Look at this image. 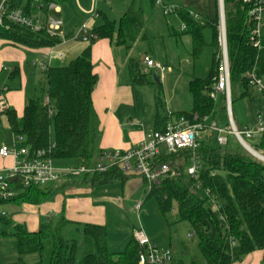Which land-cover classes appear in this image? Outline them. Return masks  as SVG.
I'll list each match as a JSON object with an SVG mask.
<instances>
[{
	"label": "trees",
	"instance_id": "1",
	"mask_svg": "<svg viewBox=\"0 0 264 264\" xmlns=\"http://www.w3.org/2000/svg\"><path fill=\"white\" fill-rule=\"evenodd\" d=\"M36 1L60 6L66 0H14L9 4V11L21 8L30 16ZM143 3L144 0H132L118 22L104 17L103 24L92 32L91 44L79 57L66 66H50L48 70L42 71V78L38 81L35 80L36 72L28 64L25 67L29 82L24 114L18 118L11 109L0 113V144L8 137L1 123V117L6 116L15 140L20 147H28L30 153L45 151L54 162L73 160L79 161L80 166H92L99 153L100 138L99 121L92 98L98 83L92 62V48L97 40L108 39L115 49L128 52L130 45L146 38V10ZM148 3L153 7L155 0H148ZM224 9L231 85L232 88L242 89L241 99L251 97L247 91L250 87L246 74L255 70L258 77L264 79V34L262 47H252L249 42L250 23L242 0H224ZM190 13L180 7L179 17L193 42L192 58L198 60L208 46L204 34L206 28L212 32L210 45L214 48V54L206 80L194 79L190 83L192 110L180 113L179 117L183 116L190 122L194 121V117H197V121L208 116L217 119L218 102L210 97V92L219 74L220 20L219 17L212 20L202 17L205 25H201ZM0 40L31 50L53 48L61 44L58 37L50 36L45 31L33 32L7 21L0 27ZM151 76L153 81H150ZM159 76L155 78L152 72L145 73L141 61L130 60L127 64L126 77L131 85L154 86V131L163 132L173 116L167 111ZM19 81L20 71L16 68L7 84V91L20 89V86L12 85V82ZM257 142V147L264 151V135ZM194 154L202 164L198 180L191 179L185 173V167ZM183 162L185 165H181L178 176L167 177L151 185L147 194L148 199L157 201L171 230L187 222L192 228V236L198 241L202 261L192 255L184 244L175 253L171 238V245L167 249L173 254L172 264H237L255 251L263 253L264 262V164L232 144L220 146L215 137L202 139L195 151L185 150L178 155L157 159V164L175 165ZM69 177L74 184L90 183L93 187L125 183L132 178L118 167L105 173ZM52 186L54 184L50 188ZM50 188L18 190L17 195L10 200L0 197V206L43 203L49 198ZM211 199L218 205L217 211L213 210ZM175 209L176 215L170 217L169 214ZM0 225V237L14 240L17 246L19 257L9 264H142L146 257L145 250L134 237L121 251L112 252L106 227L71 223L64 212L46 219L34 233L29 232L25 225L14 224L2 213ZM70 227H74V235L66 237ZM28 256H36V262L27 263Z\"/></svg>",
	"mask_w": 264,
	"mask_h": 264
},
{
	"label": "crops",
	"instance_id": "2",
	"mask_svg": "<svg viewBox=\"0 0 264 264\" xmlns=\"http://www.w3.org/2000/svg\"><path fill=\"white\" fill-rule=\"evenodd\" d=\"M156 1L155 5L151 7L144 0L147 37L130 45L128 52L115 49L108 39L97 40L93 45L92 62L94 73L98 76V83L92 98L100 131L99 153L94 159L96 164H98L100 155L103 153L127 152L137 148L145 139L147 131L155 129L154 86L151 84L133 86L128 82L126 73L127 64L130 60L142 62L145 56H150L165 68H169V71L172 70V74L169 76L177 82H181L184 74L189 72L191 75L185 83L186 85L188 83V90L185 95L176 91L177 103L174 105L177 106V110L171 112L166 99L164 101L167 104V111L175 113L171 118L173 121L183 117H179L180 113L192 110L193 100L189 87L191 81L194 80L196 65L188 66L187 64L195 63L192 58L193 42L190 35L187 34V27L186 30H182L184 23L179 15L164 16L162 9L156 5ZM161 1L165 6H178L200 16L198 19L193 18L199 23L202 17L210 20L217 17L220 19L221 6L220 1L217 0ZM131 3L132 0H106L99 3L102 5L98 6V4L96 7L95 0H66L60 5L61 11L54 13V15L63 20V31L68 42L57 49L64 58L54 60L50 66H59L57 64H61L65 60L67 64L61 66H66L74 61L91 44L92 32L103 24L102 19L107 17L111 21L118 22ZM95 13L97 18H94ZM83 26H88L90 33L86 39L74 40V33ZM153 28H157V31L153 32ZM44 50L26 49L0 40V113L3 110L11 109L16 112L18 118H22L26 106V87L29 82L25 67L29 64L31 70L36 72L35 80L41 79L42 71L37 69L35 63L42 59ZM118 51H122L123 56L120 58L117 54ZM16 68H19L20 71V81L19 83L12 82V85H18L21 88L7 91V84L10 83ZM167 72L168 69L163 75L159 74V77H164ZM150 81H153L152 76ZM210 117L212 118V116ZM1 123L8 132V137L4 143L0 144V148L2 146L14 147L16 144L15 136L11 132L8 118L2 116ZM17 146L20 147V144ZM15 162L14 157L6 159L0 157V171L10 168ZM72 163L74 164L72 165ZM79 163V161L73 160L54 162L55 167L59 170L78 167L80 166ZM93 166L95 165L93 164ZM127 175H131L132 178L125 183L117 182L98 187H93L90 183L77 185L72 182V178L65 176L51 188L48 186L50 194L47 201L40 204H8L5 209L7 211L4 213L14 224L25 225L31 233L37 232L41 223L46 219L62 212L71 223L104 226L108 230V244L110 245L115 240L118 241L117 251H112L109 246L112 252L117 253L126 246L132 237L135 238V232L138 229L133 225L129 227L127 220L132 217L129 214L135 215L137 213L135 206L142 203L140 198L147 188L146 182L137 173ZM48 187L44 189L47 190ZM135 197L137 200L134 203L131 200ZM112 227L115 230L125 232L121 240L119 235L109 233V229ZM1 231L2 228H0V233ZM149 238L153 243V238ZM11 240L0 237V264L15 262L19 257L16 242L8 243ZM178 251V247H174V252L177 253ZM32 257H34L33 262H36L37 257ZM237 264H264L263 253L255 251L243 262Z\"/></svg>",
	"mask_w": 264,
	"mask_h": 264
},
{
	"label": "built area",
	"instance_id": "3",
	"mask_svg": "<svg viewBox=\"0 0 264 264\" xmlns=\"http://www.w3.org/2000/svg\"><path fill=\"white\" fill-rule=\"evenodd\" d=\"M14 0H2L0 4V27L4 26L7 21L10 24L24 26L33 32L45 31L48 35L58 37L61 44L44 50L41 60L36 61L37 69L46 71L54 60L64 58L63 54L57 49L59 46L68 42L63 31L64 22L57 18L54 13L60 12V6L55 3H45L36 1L32 14L29 16L25 10L17 8L9 11V4ZM106 0H95V6ZM243 9L248 14L250 23L249 42L252 47L260 49L262 47V38L264 30V0H242ZM156 5L162 9L163 15L166 17L179 15L180 7L165 6L161 0L156 1ZM221 12V11H220ZM38 13V14H36ZM190 15L198 19L199 16L190 13ZM94 18H97L95 13ZM182 30H186L183 24ZM90 33L88 26L79 28L74 33V40L85 38ZM219 74L214 88L210 92V97L218 102L219 96H223L224 108L226 111L229 127H222L221 120L216 119L211 125H208L210 116L205 117L201 121L190 122L185 118H179L176 121L172 119L168 122L163 132L149 130L146 133L143 142L135 149L127 152H106L101 154L97 166H79L69 167L59 170L55 167L54 160L45 151H37L30 153L28 147L17 146L15 140L14 147L2 146L0 148V157H14L16 162L10 168L0 171V197L3 200L14 198L18 190L29 189L32 187L46 188L50 185L57 184L62 177L94 175L96 173H105L113 167H118L124 173H137L148 182V187L158 183L167 177H176L181 172V165L185 163L157 164V159L161 156L170 157L178 155L185 150L195 151L200 147L202 136L215 137L220 146H227L229 143L228 136H233L241 147L256 161L264 164V154L259 153L258 140L264 135V117L262 114L257 115V123L252 128L239 129L235 124L232 115V85L230 76V61L227 46L226 19H222L220 15L219 26ZM144 72H157L163 75L167 68L161 63L155 61L150 56H145L142 60ZM248 85L257 94L264 97V79L258 77L255 70L246 74ZM253 142V145L248 142ZM264 152V151H263ZM202 164L199 158L194 154L190 163L185 167V173L191 178L198 180ZM200 185H198V188ZM207 194V192H206ZM211 205L214 211L219 209L214 199H211ZM143 203L135 206V211L139 213ZM3 216H6L2 212ZM135 238L138 244L145 250V260L142 264H172V252L170 249H159L153 245L148 235L143 230L135 232Z\"/></svg>",
	"mask_w": 264,
	"mask_h": 264
},
{
	"label": "rangeland",
	"instance_id": "4",
	"mask_svg": "<svg viewBox=\"0 0 264 264\" xmlns=\"http://www.w3.org/2000/svg\"><path fill=\"white\" fill-rule=\"evenodd\" d=\"M146 1L148 2V0ZM100 5L102 4H99L98 6ZM224 13H225V9H224ZM200 24L205 25V20L201 18ZM263 24H264V20H263ZM219 26H220V21H219ZM155 31H157V28H153V32ZM204 34H205V38H206V42L208 46L203 50L200 58L196 60L195 63L192 62V63L187 64L188 66H193L194 64L196 65V73H195V76L193 77L194 79H200V80H206V78L208 77L211 71L212 57L214 54V48L210 45L212 43L211 30L209 28H206ZM218 44H219V37H218ZM219 48H220V44H219ZM220 51H219V54H220ZM117 54L119 58L123 56L122 51H118ZM65 64H67L66 60L63 63L57 64V65L61 66ZM167 69H168V72L165 75L166 77L161 76L160 80L162 81L164 100L166 99V102L169 105L170 111L175 112L177 110V106L174 105L177 103V99L175 97L176 91L182 92L185 95V92L188 90V83L187 85L185 83L187 79L189 78V75L191 74L189 72L185 73L182 81L177 82L176 80H174V78L169 76L172 74L171 73L172 70L169 71V68ZM178 85H180L179 88H178ZM241 91L242 89L240 87L232 88V115H233V118H234V121L237 127L243 130L245 128H252L257 123L258 114H262L264 117V97L257 94L252 88H248L247 91L249 92L251 97H246V98L241 99V96H240ZM216 111L218 114V118L221 120L222 127L228 128L229 121L227 119L226 111L224 110L223 96H219ZM170 114L175 115V113H170ZM214 120L216 119L211 118L207 124L211 125L214 122ZM202 138L206 139L207 135H203ZM228 139H229L230 145L232 144L236 146V148H240L241 151L244 152V154L249 155L241 147V145H239V143L236 141V139L233 136H228ZM248 143L249 144L251 143L253 145V142L249 141ZM259 153L264 154L262 149L259 150ZM73 164L74 163H72V165ZM93 164L95 166L98 165L96 164V162H94ZM56 165L58 166V163H56ZM146 186L147 188L144 186L146 190H144L142 198H140V200H142V203H143V209L139 213H135V215L129 214V216L130 215L132 216V217H129V219L127 220L129 223L128 224L129 227L133 225L137 227L138 230H143L149 237L153 238L154 240L153 243L159 249L169 248L170 243H171V238H172L173 240L172 244L174 247L177 248L181 246V244H184L189 249L192 255H194L195 257H197L199 260L202 261V257L200 255L199 248H198V241L195 237L192 236V228L190 224L187 222H183V223L178 224L174 229L171 230L168 224L166 223L163 215L160 212L157 201L154 198H150V199L147 198L148 185L146 184ZM200 196L204 197L203 194H200ZM136 200L137 198L135 197L131 201L135 203ZM5 209H6V205L0 206V213L7 211ZM176 213H177V210L175 209V211L169 214V216L173 217L176 215ZM0 228H2L1 225H0ZM73 228L70 227L66 231V237H72L74 235ZM109 233L111 235H116V236L119 235L120 240L125 234L124 231L115 230V228L113 227L109 229ZM11 242L15 243L14 240L9 241L8 243H11ZM109 246L112 251L114 250L117 251L118 241L116 242L115 240V242H111ZM33 258L34 257L32 256H28L26 258V262L33 263Z\"/></svg>",
	"mask_w": 264,
	"mask_h": 264
},
{
	"label": "water",
	"instance_id": "5",
	"mask_svg": "<svg viewBox=\"0 0 264 264\" xmlns=\"http://www.w3.org/2000/svg\"><path fill=\"white\" fill-rule=\"evenodd\" d=\"M221 12H222V19L225 20V13H224V0H220ZM158 73H154V77L157 78Z\"/></svg>",
	"mask_w": 264,
	"mask_h": 264
}]
</instances>
